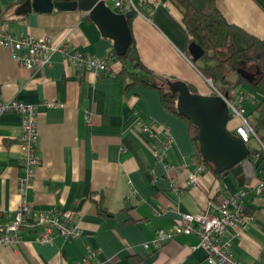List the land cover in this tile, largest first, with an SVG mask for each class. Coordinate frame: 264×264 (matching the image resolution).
Masks as SVG:
<instances>
[{"label": "crops", "instance_id": "crops-1", "mask_svg": "<svg viewBox=\"0 0 264 264\" xmlns=\"http://www.w3.org/2000/svg\"><path fill=\"white\" fill-rule=\"evenodd\" d=\"M15 1L0 0V35L45 39L51 46L66 41L98 59L113 51L112 42L101 37L82 10L51 1L49 12L18 14L22 4L9 6ZM131 2L136 6L140 0ZM214 3L226 22L264 39V0ZM104 4L114 11L109 3ZM133 13L126 23L139 61L153 75L151 81L165 91L167 84L184 83L193 88L190 95H215L206 92L203 82L209 85L189 61L187 46L191 42L185 40L176 9L159 3L149 16ZM123 65L127 66L125 61L115 60L110 63L113 76H99L68 65L53 52L48 65L31 72L19 67L0 46V102L17 100L36 109L40 165L25 200L35 213H77L81 230L75 239L63 240L53 234L49 245L37 243V233L22 232L14 249L0 247V264H85L89 252L95 256L90 264H210L192 235L176 234L159 249L151 242L156 232L177 228L185 216H198L206 209L214 214L217 204L239 191L250 219L227 229L223 241L234 259L264 264V192L257 189L263 155L256 154L254 176L241 188L231 176L206 170L198 176L196 187L188 189V175L199 164L192 160L194 146L186 124L161 106L155 90L125 88L117 77ZM243 71L256 75L252 70ZM238 91L247 100L260 98L250 87ZM247 100L243 103L246 114L252 108ZM148 121L157 136L161 127L167 130L166 162L174 167L168 172L155 159V142L142 130L141 125ZM19 123L14 113L0 114L3 214L20 204ZM235 125V120H228L227 131ZM245 146L251 149L254 144Z\"/></svg>", "mask_w": 264, "mask_h": 264}, {"label": "built area", "instance_id": "built-area-1", "mask_svg": "<svg viewBox=\"0 0 264 264\" xmlns=\"http://www.w3.org/2000/svg\"><path fill=\"white\" fill-rule=\"evenodd\" d=\"M118 13L131 11L138 13L131 0H103ZM156 4L159 1L156 0ZM0 46L7 49L15 63L28 71L34 72L48 65L49 56L56 52L68 65H73L79 69L89 71L99 76H113L110 63L115 61L112 54L105 55L98 59L88 53L75 50L66 41L51 46L45 39H33L31 37H14L10 34L0 35ZM211 88V82L206 80ZM226 104L228 110V120H235L236 125L231 130L233 136L238 138L244 145L253 143V148L249 151H256L263 155L264 150L257 137L253 133L243 103L249 99L242 92H237L235 97L228 101L215 93ZM257 100V99H256ZM250 101L252 105L255 100ZM4 112L14 113L20 118V134L17 137L18 147V167L21 171L17 178V192L20 197V204L11 213L3 214L0 212V247L14 249L20 239L22 232L37 233V243L49 245L53 234L63 240L77 238L81 230L79 228L80 217L72 212H52L35 213L25 200V193L34 177L36 169L40 165L36 155L38 145V127L36 122V109L32 105H27L17 100L7 103L0 102V114ZM142 130L155 142L154 155L157 162L161 163L165 172L174 167L166 162V152L169 147V137L167 130L161 127L162 133L157 136L153 132V123L148 121L141 125ZM203 165H196L188 175L186 187L194 189L199 175L206 172ZM264 175V170H263ZM257 189L264 192V181H260ZM242 191L236 195L228 197L214 207V214H210L207 209L198 216L183 217L177 228L158 231L151 242L154 249L161 248L166 242L170 241L176 234L192 235L197 239L196 248L201 249L206 261L210 264H245L234 259L228 250V245L223 241V235L227 229H233L244 219L249 220L244 213L241 204ZM2 219V220H1ZM145 247V246H144ZM95 260L94 253H87L83 259L85 264H90Z\"/></svg>", "mask_w": 264, "mask_h": 264}, {"label": "trees", "instance_id": "trees-1", "mask_svg": "<svg viewBox=\"0 0 264 264\" xmlns=\"http://www.w3.org/2000/svg\"><path fill=\"white\" fill-rule=\"evenodd\" d=\"M25 0H16L9 6L20 5ZM57 3H70L74 0H51ZM159 3H168L179 13L181 26L185 34L186 42H193L201 50V55L194 62H191L195 71L203 80L211 82V93L232 98L233 94L243 87H250L259 94V99L251 105V111L246 114L251 129L257 137L264 150V39H258L239 27L229 24L220 15L215 7L214 0H158ZM156 0H140L135 6L138 13L149 12L155 6ZM133 13V12H132ZM134 14V13H133ZM128 22V21H127ZM128 24V23H127ZM110 53L116 60L125 61L117 77L121 79L123 86L127 89L132 87L153 89L159 96L161 106L180 118L187 127V133L194 146L192 155L193 162L202 164L212 173L209 164L201 160L197 151V144L194 137L197 129L186 119L176 112V95L165 91L160 85L151 81L152 73L139 61L133 40L125 56L116 57L113 51ZM134 56L133 61L128 60V55ZM251 69L256 78L251 82H246L237 70ZM189 93L194 94L190 85H186ZM232 133L231 130H229ZM250 154H257L256 151ZM259 173L257 178L264 181V158L258 164ZM97 211L103 216V211L97 205ZM247 217H250L246 213Z\"/></svg>", "mask_w": 264, "mask_h": 264}, {"label": "water", "instance_id": "water-1", "mask_svg": "<svg viewBox=\"0 0 264 264\" xmlns=\"http://www.w3.org/2000/svg\"><path fill=\"white\" fill-rule=\"evenodd\" d=\"M72 9L77 8L86 13L97 27L101 37L112 42L116 57L125 56L131 44V36L126 20L131 11L116 14L105 6L103 0H74L68 3ZM53 7L51 0H25L18 14L32 11L49 12ZM189 61L194 62L201 55V50L193 42L187 46ZM133 61L134 56L128 55ZM246 82L251 83L254 76L242 69L236 71ZM257 75V73H256ZM167 91L176 95V112L189 121L196 129L194 141L201 160L209 164L212 174L221 177L231 176L238 188L248 184L254 176L256 154H250L247 147L226 129L228 110L224 101L216 96L190 95L186 84H167ZM226 97V96H224Z\"/></svg>", "mask_w": 264, "mask_h": 264}, {"label": "rangeland", "instance_id": "rangeland-1", "mask_svg": "<svg viewBox=\"0 0 264 264\" xmlns=\"http://www.w3.org/2000/svg\"><path fill=\"white\" fill-rule=\"evenodd\" d=\"M107 4V3H106ZM246 70H249L250 72H252L251 71V69H246ZM255 78V77H254ZM203 86H204V89H206V92L207 93H209L210 91H211V88H210V86H206V84L203 82ZM228 95L226 96V97H224V96H221L222 98H225V99H228V101H230V100H232L233 98H231L229 95V92L227 93ZM196 95L197 96H202V97H205V95H201V94H199V93H196ZM231 102V101H230ZM226 105V104H225ZM251 145H253L254 144V142L253 143H250Z\"/></svg>", "mask_w": 264, "mask_h": 264}, {"label": "flooded vegetation", "instance_id": "flooded-vegetation-1", "mask_svg": "<svg viewBox=\"0 0 264 264\" xmlns=\"http://www.w3.org/2000/svg\"><path fill=\"white\" fill-rule=\"evenodd\" d=\"M255 78H256V76H255Z\"/></svg>", "mask_w": 264, "mask_h": 264}]
</instances>
